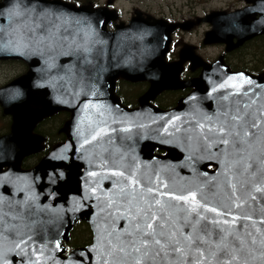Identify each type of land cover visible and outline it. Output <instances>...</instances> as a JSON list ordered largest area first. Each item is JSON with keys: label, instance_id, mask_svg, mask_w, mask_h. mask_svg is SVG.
Segmentation results:
<instances>
[{"label": "water", "instance_id": "obj_1", "mask_svg": "<svg viewBox=\"0 0 264 264\" xmlns=\"http://www.w3.org/2000/svg\"><path fill=\"white\" fill-rule=\"evenodd\" d=\"M254 3L206 14L203 42L228 51L263 33L264 0ZM116 17L63 0L0 1V58L28 63L0 87L11 117L0 137V264H264V73L233 71L222 55L207 63L190 46L167 62L185 23L138 13L109 31ZM185 60L202 66L197 77L179 79ZM119 76L148 80L139 107L120 104ZM185 86L177 106L149 104ZM59 110L71 113L67 139L21 168L43 139L35 125ZM78 219L92 242L63 255Z\"/></svg>", "mask_w": 264, "mask_h": 264}, {"label": "rangeland", "instance_id": "obj_2", "mask_svg": "<svg viewBox=\"0 0 264 264\" xmlns=\"http://www.w3.org/2000/svg\"><path fill=\"white\" fill-rule=\"evenodd\" d=\"M74 1V0H67ZM109 1L112 7L118 9L121 13L119 19L126 22L132 16L140 13L142 16L151 15L155 18L175 19V20H188L190 16L194 20V26L192 31L185 30L173 36L171 48L173 50L178 49L181 45L190 43L193 45L201 46V53L205 57L215 58L219 53L223 52V47L220 43L204 45L202 44L203 33L205 29H208L207 25H200L202 21L198 22L205 13L215 11L219 9L232 10L241 4V0H94L97 5H106ZM200 16V17H199ZM195 17H199L195 20ZM111 28V26H109ZM191 28V27H190ZM181 44V45H180ZM243 60L250 61L252 55L257 56V53L252 49L246 50L247 53ZM231 58V57H230ZM257 58H259L257 56ZM22 70V66L17 63L0 64V85L8 81L15 76L17 72ZM8 118L6 115L0 113V128L5 125V121ZM59 125L55 119H51L46 123V127H54ZM45 127V126H44ZM43 130H46L43 128ZM30 161V160H28ZM29 164L30 162H26Z\"/></svg>", "mask_w": 264, "mask_h": 264}, {"label": "flooded vegetation", "instance_id": "obj_3", "mask_svg": "<svg viewBox=\"0 0 264 264\" xmlns=\"http://www.w3.org/2000/svg\"><path fill=\"white\" fill-rule=\"evenodd\" d=\"M241 4H239L237 7L238 8H242L245 7L248 4H251L252 1L247 2L248 0H241ZM200 17V16H199ZM199 17H195V20H197ZM181 20V19H179ZM179 20H175L174 21H179ZM182 21H186V25H188L189 27H191L190 29H188L189 31H192L193 26H194V20L193 18L190 16V19L188 20H182ZM207 25V22H203L200 25ZM208 27H210L208 25ZM207 29H205L206 31ZM185 30H182L181 28H176L173 35L174 34H180V32H183ZM204 31V32H205ZM186 32V31H185ZM204 34V33H203ZM190 44V43H188ZM193 45V44H192ZM194 46V50L197 54H199L200 56H202L206 61L211 62L213 60V58H208L205 57L204 54L201 53V46L200 45H193ZM222 47H224L222 45ZM247 46H241L240 48L244 49ZM180 47H178V49L176 50V52H171L168 54L167 60H175L178 58V50ZM240 48H238L240 50ZM235 50L231 51L230 54H226L225 56H230L234 59H239L242 60L243 57H238L236 56L237 54L234 53ZM221 54V53H219ZM218 54V55H219ZM201 71V67L200 66H195L192 67L191 63L189 61H186L182 64V68L179 72V77L183 80L185 79H189V78H193L195 76H197ZM149 86V82L147 80H141V81H135V82H130L127 81L121 77H118L115 80V92L119 95L120 97V101L121 103L128 107V108H135L137 106H139L138 103V97L140 95H142L148 88ZM192 87L190 86H186L183 88H176V89H168V90H162L161 92L157 93L151 100L150 103L153 106H157L163 109H167V108H171L175 105H177V103L179 102V100L184 97L186 94H188L191 91ZM1 113V111H0ZM8 119L5 121V125H3L0 128V134L4 133V129H6V127H8L9 122H10V117L6 116ZM54 118L56 123H59V127L61 128V120H62V115L58 116V113L55 115ZM41 125H43L44 128L46 127V120L44 119L41 122Z\"/></svg>", "mask_w": 264, "mask_h": 264}, {"label": "trees", "instance_id": "obj_4", "mask_svg": "<svg viewBox=\"0 0 264 264\" xmlns=\"http://www.w3.org/2000/svg\"><path fill=\"white\" fill-rule=\"evenodd\" d=\"M94 0H75L76 4L79 3H92L96 4V2H93ZM244 46V45H243ZM245 46L246 48L242 49H236L234 53H236L238 57H244L247 53H245L246 50L252 49L254 52L257 53V56L252 55V58L250 61L247 60H239V59H234V58H227L226 61H228L229 65L231 68L234 69H246L247 71L251 73H262L264 71V34L259 35L250 41H248ZM23 62L18 61V65L24 66ZM69 113L67 112H61L62 115V120H61V125H63V121L69 117ZM59 125L54 126V127H47L46 134L49 137V140L47 138L45 144L43 145V149L41 153H46L47 151L50 150V148L55 144L60 141H63L66 138V133L65 131L61 130V128H58ZM40 128V126H37V129ZM40 130V129H38ZM160 152V150H157ZM36 159L38 160L40 157L38 155H35ZM35 160V158H33ZM22 167L26 168L29 167L25 160L22 163ZM92 240V232L90 230V227L87 223L84 221H79L73 228L70 236V240L68 242L69 246H80V245H85L89 243Z\"/></svg>", "mask_w": 264, "mask_h": 264}]
</instances>
